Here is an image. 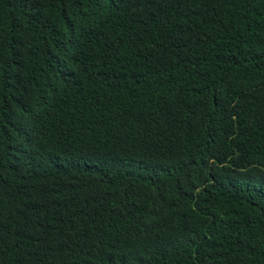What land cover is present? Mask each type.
<instances>
[{"label":"trees","instance_id":"trees-1","mask_svg":"<svg viewBox=\"0 0 264 264\" xmlns=\"http://www.w3.org/2000/svg\"><path fill=\"white\" fill-rule=\"evenodd\" d=\"M0 264H264V0H0Z\"/></svg>","mask_w":264,"mask_h":264}]
</instances>
